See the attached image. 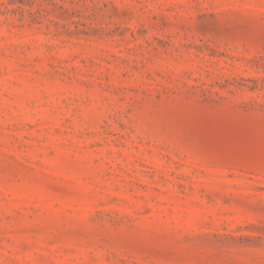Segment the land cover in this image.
Masks as SVG:
<instances>
[{
  "label": "rangeland",
  "instance_id": "374dc122",
  "mask_svg": "<svg viewBox=\"0 0 264 264\" xmlns=\"http://www.w3.org/2000/svg\"><path fill=\"white\" fill-rule=\"evenodd\" d=\"M0 264H264V0H0Z\"/></svg>",
  "mask_w": 264,
  "mask_h": 264
}]
</instances>
